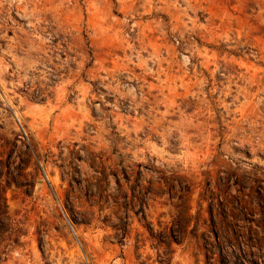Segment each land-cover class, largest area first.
Masks as SVG:
<instances>
[{
	"label": "rangeland",
	"instance_id": "1",
	"mask_svg": "<svg viewBox=\"0 0 264 264\" xmlns=\"http://www.w3.org/2000/svg\"><path fill=\"white\" fill-rule=\"evenodd\" d=\"M0 264H264V0H0Z\"/></svg>",
	"mask_w": 264,
	"mask_h": 264
}]
</instances>
